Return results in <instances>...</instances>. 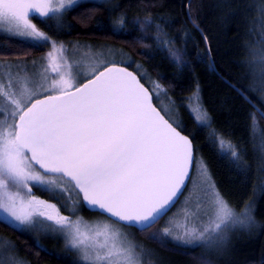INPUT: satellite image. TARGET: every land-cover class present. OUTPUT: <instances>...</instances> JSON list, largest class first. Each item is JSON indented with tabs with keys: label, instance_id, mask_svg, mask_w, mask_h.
Masks as SVG:
<instances>
[{
	"label": "snow or ice",
	"instance_id": "1",
	"mask_svg": "<svg viewBox=\"0 0 264 264\" xmlns=\"http://www.w3.org/2000/svg\"><path fill=\"white\" fill-rule=\"evenodd\" d=\"M89 3L92 6L85 7ZM137 7L147 10L156 5L139 0ZM204 7V0H187L181 23L159 13L129 18L119 0H0V30L19 40L0 51V56L15 55L0 59V223L28 235L32 248L42 252L48 250L41 235L63 239L65 249L75 253L72 264H145V256L155 257L147 264H166L131 239L125 228L147 233L169 251L183 249L191 255L202 248L205 251L194 258L200 264H216L230 255L237 231L258 226L255 201L236 211L203 157L196 154L195 137L184 134L187 125L169 95L175 84L170 81L165 87L160 82L164 77L157 73L154 78L122 49L58 39L73 27L67 20L70 11L83 8L79 15L88 20L106 12L108 25L98 21L97 29L126 35L132 25L139 33L130 41L132 46L149 59L162 53L180 70L192 67L193 55L207 61L228 88L264 114L255 102L264 104V24L258 41L241 45L246 54L235 62L243 70L237 77L227 68H216L211 30L202 26ZM208 8L222 22L240 17L252 6L214 0ZM259 12L264 19V3ZM244 23L245 34L252 35L254 21ZM201 42L203 52L197 51ZM27 48L43 55L30 57ZM187 99L190 115L201 130H208V143L217 156L246 174L243 150L217 134L198 83ZM249 116L255 127V114ZM259 151L264 171V137ZM189 185L192 190L180 210L184 222L175 224L174 216L169 226L153 231ZM34 187L50 199L36 196ZM193 191L198 195L189 208ZM52 201H59V206ZM61 208L71 215H64ZM82 209L99 212L121 227L87 223L78 215ZM0 264L29 261L18 255L11 240L0 238Z\"/></svg>",
	"mask_w": 264,
	"mask_h": 264
},
{
	"label": "trees",
	"instance_id": "2",
	"mask_svg": "<svg viewBox=\"0 0 264 264\" xmlns=\"http://www.w3.org/2000/svg\"><path fill=\"white\" fill-rule=\"evenodd\" d=\"M144 2L154 3L156 7L144 10L137 7L139 0H119L123 10L127 11L129 18L136 15L143 17L147 12L153 16L157 13L170 15L181 23L184 22L186 16L184 5L187 4V0H144ZM199 2L200 0H197V3ZM213 2L214 0H204L205 7L201 13L205 17L202 26L211 30L209 36L212 44V57L218 71L227 68L234 76L239 77L243 70L238 68L235 62L245 58L246 49L241 47L244 42L255 43L260 39L261 24H264V19H261L259 7L261 3H264V0H232L233 7L240 3H246L251 5L252 8L240 17L235 19L229 17L222 22L218 19V14L209 12L208 5ZM91 6V3L85 5V7ZM83 10V8H80L68 13L67 20L73 27L70 33L61 35L58 39L65 42H82L94 46L122 49L137 62L142 63L154 78L157 73L164 77L160 82L165 87L169 86L170 81L175 84V90L173 91L170 88L169 95L175 99L179 114L187 125L184 134L189 135L190 138L195 137L193 143L196 154L203 157L218 189L231 205L238 210L255 201L254 216L260 225L259 230L256 234L240 241L231 255L223 260H216V264H264V191L261 190V185L264 184V171L260 170L261 153L259 151L261 138L264 137V119L262 116L251 104L238 97L232 89L228 88L220 77L211 71L207 61L200 62L193 55L190 57L192 67L180 70L171 64L162 53L157 54L153 59H149L138 46L131 45L132 38L139 34L132 25H129L130 31L126 35L114 36L109 31L96 28L98 21H103L105 26L108 25L109 19L106 12H98L91 20H88L80 17L79 14ZM118 14L119 12L113 15ZM245 20L254 21L251 25L255 29L252 35L245 34L248 28V25L244 23ZM34 22L41 28L44 27L38 19H34ZM176 27H179V25H176ZM169 31L174 35L176 34L174 28L169 29ZM196 39L199 40V36ZM146 43H153V41L148 40ZM18 44L19 40L17 38L0 32V51L7 45L15 46ZM26 51L30 54V57L38 58L43 55V51L32 48H27ZM197 51H204L202 42ZM16 55L22 56L23 54L16 53ZM0 59H15V55L0 56ZM130 69L135 70L134 67ZM224 75H227V73H224ZM197 83L201 89L203 103L213 118V127L217 130V134L226 141L231 140L238 149L243 150L244 161L248 166L246 174L234 170L227 161L217 156L216 151L208 143V130H201L190 115L188 107H186L188 105L187 98L191 95ZM253 99L255 100V97ZM255 102L264 110V104H260L259 100H255ZM250 112L255 114V127H253V121L249 116ZM41 195L46 199H50L44 192ZM54 202L58 205L60 203L59 201ZM61 209L64 214L71 215L63 208ZM80 212L84 215L99 213L90 212L87 209H82ZM167 215L154 226L153 231ZM135 230L144 238L146 243L162 251L168 257L166 264H200V260L194 257H199L205 251L204 249L196 248L191 255H186L183 249L169 251L161 248L154 240L149 239L147 233ZM0 238L11 240L17 246L18 255L27 259L29 264H72L75 256V253L68 252L62 244L54 245L52 241L42 240L40 237L41 244L48 251L42 252L39 249H33L32 238L11 230L3 223H0ZM169 247H172V245H169ZM212 258L216 259L215 257Z\"/></svg>",
	"mask_w": 264,
	"mask_h": 264
},
{
	"label": "rangeland",
	"instance_id": "3",
	"mask_svg": "<svg viewBox=\"0 0 264 264\" xmlns=\"http://www.w3.org/2000/svg\"><path fill=\"white\" fill-rule=\"evenodd\" d=\"M0 32H3V30H0ZM79 43L80 44L92 45V44L82 43V42H79ZM163 100H164L165 103L168 102V100H167L166 97H163ZM188 103H189V101L187 100V104ZM191 190H192V185H189V190H186L184 192V196H182L180 198V200L177 202V204L175 205V207L172 210V212L167 215V217L163 220V222H161L160 225L157 228L154 229V231L155 230H159V229H163L164 227L169 226L167 222L169 221L170 218H172L174 216H175V221H174L175 224L179 225V224H181V223L184 222V215H183V212H181L180 210H181V207H182V203H183L184 198L189 196V192ZM33 193L36 196L40 197L41 199L48 200L44 196L41 195L42 191L39 190L36 187L33 188ZM197 195H198V193L196 191H193L192 192V197H191V200H190L189 205H188L189 208H193L195 206V200H196V196ZM52 202L53 203H56L54 201H52ZM243 209H241V210L236 209V211L239 212V211H242ZM61 211H62V209H61ZM64 215H68V214L65 213ZM78 215L81 216L84 219L85 222L90 223V224L96 223L98 221H102V222H107V223H110V224H114L115 225V221L114 220H109L108 217L102 216L100 213H95L93 215H84L83 213L79 212ZM73 219H75V217H73ZM257 224H258V226L257 227H254L250 231H246V230L237 231V233L235 234V236L233 238V245H234V247L232 248V251L235 249V247L239 244L240 241H243L245 238H247L249 236H252V235H254V234L257 233V231L259 230V226H260L259 223H258V221H257ZM115 226L118 227V228L121 227V225H115ZM123 231H125L126 233L131 234L130 238L133 239L135 242L141 244L143 247H145L147 249L153 250L154 253L158 254L161 257H163L166 262L168 261V257L162 251L157 250L156 248H154V247L150 246L148 243H146V241L144 240V238L141 237L134 228H125V229H123ZM147 236H148V234H147ZM40 238L42 240H46V239L47 240H50V241H52L54 243V245H56V244L57 245L58 244H62L64 246V240L61 239V238H53L52 236H44V235H41ZM232 251L230 252V255H231ZM154 258H155L154 256H145L144 257L145 264H147V262L149 260H152Z\"/></svg>",
	"mask_w": 264,
	"mask_h": 264
},
{
	"label": "water",
	"instance_id": "4",
	"mask_svg": "<svg viewBox=\"0 0 264 264\" xmlns=\"http://www.w3.org/2000/svg\"><path fill=\"white\" fill-rule=\"evenodd\" d=\"M130 70H132V69H130ZM260 108V107H259ZM256 109V108H255ZM261 109V108H260ZM257 110V109H256ZM262 110V109H261ZM259 112V114L262 116V118L264 119V114H262V112L261 111H258ZM186 135V134H185ZM193 145H194V143H193ZM194 148H195V146H194ZM178 202V201H177ZM177 204V203H176ZM90 212H92V211H90ZM107 217V216H106Z\"/></svg>",
	"mask_w": 264,
	"mask_h": 264
}]
</instances>
